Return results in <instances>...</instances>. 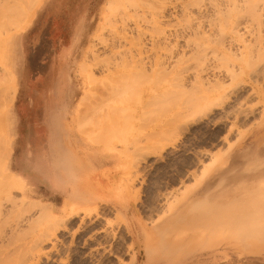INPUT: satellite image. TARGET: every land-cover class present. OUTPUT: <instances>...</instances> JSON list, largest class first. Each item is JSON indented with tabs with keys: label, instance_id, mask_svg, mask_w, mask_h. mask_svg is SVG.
Listing matches in <instances>:
<instances>
[{
	"label": "rangeland",
	"instance_id": "rangeland-1",
	"mask_svg": "<svg viewBox=\"0 0 264 264\" xmlns=\"http://www.w3.org/2000/svg\"><path fill=\"white\" fill-rule=\"evenodd\" d=\"M111 1L113 2V0H21V2L20 0H3L2 3L0 0L1 8L4 6L6 8H3L4 11L0 8V23L2 22L1 26H3H0V104L2 103L0 105V171L4 175H0L3 182L2 185L0 184V202L6 203L8 192L11 191V197L17 202L25 199L27 205L35 202L37 207H41L39 209L35 205H30L31 208L35 207L32 210L30 206H26L23 212V210L19 211L18 207L15 211L10 203L5 205V212L0 216V240H3L0 241L2 245H0L2 252L0 264L21 263L27 255L26 251L32 248L30 247L32 240H35L42 229H46L52 223L47 214V208L50 205L49 208L55 206L57 211L64 212L65 207L68 209L71 204V206L76 205L84 197L107 194L110 197L119 195L124 198L125 189H127L124 181L125 174L131 170L132 159L136 161L137 157L134 156L139 155L142 158L145 153L155 151L160 134L155 132L163 129L165 131L159 146L173 139L180 143V146L182 145V149L178 154L179 157L165 160L154 167H147L151 164V158L146 161L144 167L147 171L135 183L134 190L138 191V194L135 195L133 192L135 197L138 196L135 211L131 208L129 214L127 212L124 214L118 212L109 203H99L97 207L100 213L102 209L104 216L111 219L105 217L111 223L115 224L116 221L118 223L121 219H127L129 227L138 235L137 242L141 251L137 264H147V248L154 253L151 264H264V115L260 114L264 109V101L256 100L259 102L257 109L260 110L257 112L260 113L256 114L257 117L255 116L257 119L255 126L251 130L249 126H238L239 129L236 132L240 135L238 136L235 132L225 141H210L212 136L216 135L217 129L213 126L198 130V133L191 137L180 136L175 133L176 131L167 133L169 129L177 130L175 127L177 128L176 125L181 122L174 120L172 116L177 98L173 100L170 96H166L162 100L159 99L158 101L161 100L159 103L150 101L152 104L150 102L147 104L143 93L145 94L151 88H163L166 86L165 80H169L170 75L168 74V77L164 75L165 77L162 78L163 73L161 71L160 74L159 70L157 74L161 77L157 74L155 77L150 73L147 76V72L144 77V72H136L128 67L134 55L135 59L146 56L143 51L144 45L148 46L146 50L152 48L149 35L153 34L157 28L169 27V24L163 26L156 24L155 17L158 15L156 13L161 9L159 0H114L113 5ZM148 2L157 11L154 8L152 11V6L146 7L149 5ZM182 4L188 6L185 1H181L180 5ZM7 10L10 12H5ZM109 10L113 11V15ZM181 12H178L179 16H175L173 20L177 18L174 23L178 22L175 25L176 30L179 29V31L180 27H187L185 25L193 22L188 15L189 11ZM8 16L10 18H7ZM6 19L7 22L10 21L8 25L10 24L11 27L6 24ZM184 20L188 23H184ZM123 22L137 30L133 33L134 36L127 29H130L127 24L123 26ZM174 23H170V25L173 24V28ZM147 32L148 36H146ZM117 35H123L127 40L122 36L117 38ZM115 38L116 40L123 38L122 42L120 41L121 44ZM141 46H143V53H140ZM108 54L110 55L107 56ZM115 64L121 66L119 68L124 67L122 71H127L128 75H125L122 80L114 78L112 85L115 87L118 83L115 88L119 89V93L117 92V95L116 92L114 93L113 102L110 100L101 103L100 97L106 95L111 88V82L109 83L105 77L108 71L117 67ZM150 75L151 78H147ZM153 77H155L154 80L161 79L157 82L158 85L154 84L156 81H153ZM10 78L13 80L11 81ZM98 81L102 82L97 85ZM97 122L107 123L108 126L114 122V124L123 123L127 124L125 126L127 129L123 130L122 127V133L119 129L121 137L118 136L119 130L113 133L109 128L102 133H91L96 136H89L93 123ZM84 125L85 128H83ZM129 126L131 128H128ZM108 129L114 134L113 136L116 133V137H111L112 134L108 132ZM123 133L125 136L122 137ZM53 134H59L56 142L58 148L54 156L50 149ZM68 134L72 137L68 138ZM126 134L127 138H125ZM164 136L168 140L163 139ZM37 137L41 141L38 149L34 147ZM218 137L221 135L218 134ZM70 139L76 143L71 144ZM192 149L213 151V158L207 159L202 164V168L198 167L199 170H197L192 166L191 158L188 156ZM3 154L7 160L4 159ZM107 157L113 158L114 162L107 166H96L97 161ZM35 167L45 178L37 176ZM183 169L196 171L193 175L194 179L193 176L190 179H184L185 183L181 185L169 178L170 172L177 173ZM204 170L210 172L206 177H203ZM52 171H54L53 174ZM51 175L58 177L59 180H66L63 182L66 191L58 190L57 200L52 199L50 183L48 184ZM158 181L157 184L167 181L175 190L180 188V192L190 189V193L164 220L151 225V221H148L147 214L142 212L140 205L147 199L150 182L154 184ZM173 198L175 194H172L170 203L164 204L163 207L173 204ZM69 202L71 203L68 207ZM18 211L22 212L19 213L20 216ZM39 211L44 212L40 214ZM56 216L61 218L63 213ZM81 216L82 213L74 217L66 224V230L57 234L58 245L62 250L69 246L77 247L75 245L78 244L77 241L84 238L82 234L85 232L88 235L94 226L97 227V224L94 226L91 224L93 228L90 229L91 226H88L86 231L80 233L81 235L78 233V236L76 233L73 236ZM139 217L147 224L146 230L142 229L143 223ZM68 228L71 230H69L71 235ZM119 229L125 231V226L122 225ZM120 233L124 232L120 231ZM85 234L83 236H86ZM6 236L7 238H3ZM125 236L128 242H131L132 237L127 234ZM9 237L12 240L10 238V241L6 242L5 240ZM65 237H70V241ZM11 241L12 245H10ZM62 241H66L65 246ZM6 243H9L11 249ZM4 249H7L9 253L4 254ZM136 251L138 248L133 252ZM133 252L128 258L126 257V261L129 262ZM43 262L47 264L46 259H43Z\"/></svg>",
	"mask_w": 264,
	"mask_h": 264
},
{
	"label": "bare ground",
	"instance_id": "bare-ground-1",
	"mask_svg": "<svg viewBox=\"0 0 264 264\" xmlns=\"http://www.w3.org/2000/svg\"><path fill=\"white\" fill-rule=\"evenodd\" d=\"M156 1H158V0H156ZM181 1L187 2L188 6H183L184 4H182V6H181L180 5ZM20 2H21V0H20ZM27 2H29V1H27ZM113 2H114V0H113ZM113 2H112V5L115 4ZM2 3H3V0H2ZM25 3L26 2H24V4ZM117 3L120 4V2H117ZM144 3H146V2L144 1ZM159 3L161 6V9L159 10L158 13H156V15L158 14L157 17H155L156 18V24H158V26H160V25L163 26V25L169 24L168 25L169 27L167 29H163L162 27H160V29H159L155 26L157 28L156 31H158V32L160 31L159 34H157L158 32L155 33L156 31L155 32L153 31L154 33L148 36V32H147L146 36L149 37V41L151 42L150 45L152 48L146 50V48L148 46L145 47V45L142 44V45H144L143 51H145L146 56L144 57V55H143V57H140V59H135V55H134L132 60L129 57L131 62L129 63L128 67L130 70L131 69L136 70V72H142V73L144 72L143 75L147 72L148 73V74L146 73L147 76L150 73L151 75H154L156 77V74L158 73L159 70H160V72H159L160 74H161V71L163 73V74H161L162 78L165 76L168 77V74L170 75L169 80L168 79H167V81L165 80L166 86H164L163 88H161V87L151 88V89L147 90L145 92V94L143 93V97H144L147 104H149L150 101L151 102L153 101V103H157V102L159 103L162 100V98L166 97V96H168V97L170 96V98H172V99L173 98L175 99V97L177 98L178 101L176 102V105H175L174 109L172 110V116H174V118H173L174 120H176V121L180 120L181 122H179V124L176 125L177 128L175 127V129H177V130H173L174 128L172 130L166 129L167 133L171 134V132L176 131L175 133L176 134L178 133L180 136H190L191 137V135H194L198 130L200 131L203 128L208 129L209 127L213 126L217 129L215 131V134L217 136L216 135H215V137L212 136V138L210 139V141L212 142V141H217V140H219V141L224 140L225 141V139H228V137H230L232 134H234L239 129L238 126H241V125L243 127L249 126V128L251 130L252 127L255 126L254 124H256L255 123L257 120L256 114L258 115L260 113V112L259 113L257 112V110H258L257 105L259 104V102H257L256 100L264 101V0H159ZM147 4H149V5H147ZM147 4H146L147 5L146 7L151 8L152 5L149 2ZM2 7H3V5H2ZM27 7H25V9ZM0 8H1V6H0ZM3 8L6 9L5 6ZM3 8H1V9H3ZM31 8H33V7H31ZM116 8H117V6H116ZM120 8H122V7L120 6ZM153 8L154 7L152 6V8H151L152 11H153ZM4 9H3V11H4ZM20 9H21V7H20ZM155 9L156 8H154V10ZM19 11H21V10H19ZM28 11H30V10H28ZM156 11H157V9H156ZM180 11L185 12V13H188V11H189L188 15L191 16L193 22L191 21V22H189V24H187L188 22H185V20H184V23H186L187 25H185V24H183V25H185L187 27H183V26L180 27V25H178L181 28L179 31V29L176 30V25H175L178 22L174 23V22H176L177 18L175 21H173V20H174L175 16H177V15L179 16L178 12L180 13ZM5 12L8 13L10 11L7 10ZM111 12L113 15V11H110V13ZM137 12H139V11H137ZM17 13L18 12H16V14ZM23 13H25V12H23ZM185 13H184V16H186ZM19 15H21V14H19ZM23 15H25V14H23ZM11 16H13V15H11ZM122 16L124 17L125 14ZM24 17H22V18L25 19ZM117 17H118V15H117ZM144 17H146V16H144ZM7 18H10V16H8ZM18 18H20V16ZM137 18H139V17H137ZM184 18L186 19V17H184ZM16 19H17V17H16ZM127 19H128V17H127ZM143 19H146V18H143ZM152 20H153V18H152ZM9 22H7V19H6L7 25ZM143 22H145V21H143ZM170 23H174L175 27L173 28V24L170 25ZM1 24H2V22L0 23V26H1ZM109 24H110V22H109ZM109 24H108V26H109ZM124 24H127V23L123 22V26H124ZM11 25H12V23H11ZM127 25L129 26L130 24H127ZM127 25H125V26H127ZM152 25H154V24H152ZM9 26H10V24L8 25V27ZM1 27H3V26H1ZM129 27H130V29L129 28H127V29L132 34L135 31H137V30H135L134 27H131V26H129ZM179 27H177V28H179ZM121 29H123V28H121ZM124 30L126 31V28ZM124 30H123V33H124ZM126 34H128V33H126ZM154 34H157V35H154ZM120 36L125 38V36H123V35H120ZM120 36H118L117 38H119ZM126 36H128V35H126ZM133 36H134V34H133ZM138 37H139V34H138ZM140 37H142V36L140 35ZM128 38H130V37L128 36ZM120 39L122 40L123 38H120ZM132 39H133V37H132ZM145 39H147V37ZM115 40H116V38H115ZM121 40L117 39L116 41H118V43H120ZM125 40H127V39L125 38ZM146 42H148V39ZM128 45H130V43ZM115 46H116V44H115ZM142 47L143 46L140 47L141 48L140 51H142ZM119 48H120V46H119ZM113 49H114V47H113ZM123 50H126V49H123ZM143 51L140 53H143ZM97 55H98V53H97ZM105 55H103V56H105ZM109 55L110 54H108L107 56H109ZM105 60L106 59H104V61ZM106 63H107V61H106ZM99 65H101L100 62H99ZM116 65H117V67H116ZM119 65H120V63H119ZM124 66H127V65H124ZM115 67L116 68L113 70H111L112 68L109 69L111 71L107 70L108 75L105 77V79L109 80V83L111 82V88H110V90L108 89V93L106 95H103L102 97H100L101 103H103V102L105 103V102H108L110 100L112 101V99L114 98L113 95L115 92L117 95V92L119 91V89H116L118 86L117 85L118 83L115 86L116 88L112 85V81H114V78H115V80H118V79L122 80V79H124L125 75H128L127 71H124L125 74L122 71L124 67L119 68L121 66H118V64H115ZM106 69H108V68H106ZM103 71H105V70H103ZM148 71H150V72H148ZM136 72H134V73H136ZM99 73H101V72H99ZM151 75L147 78H151ZM92 76H94V75H92ZM161 76H159V77H161ZM144 77H145V75H144ZM155 77H153V81H156L154 84H157V82H160L161 79L159 80V78H158L157 80H154ZM10 79H11V81L13 80L12 78H10ZM162 81H163V79H162ZM100 82H102V81H100ZM100 82L98 81L97 85ZM9 83H12V82H9ZM162 83L164 84V82H162ZM105 88H106V86H105ZM118 88H120V87H118ZM4 90L6 91V89H4ZM9 91H10V89H9ZM10 93H12V95H13L12 91ZM1 95H3V94H1ZM159 99H161V100L158 101ZM255 101H256V103H254ZM0 102H1V100H0ZM3 102H4V100H3ZM151 102H150V104H152ZM109 108H111V107H109ZM261 109H263V108H261ZM258 111H260V110H258ZM261 111H262V113H260V114H262V116H263L264 115V109ZM94 117H95V115H94ZM114 123H112V124L110 123L111 126H108L107 123H104V124L100 123V122L99 123L98 122L93 123L92 129H90L92 132L89 133V136H96V134L93 135L91 133H99V132L102 133V131H104L106 128L111 129L113 133L114 132L117 133V131L119 129H121L122 127H123L122 128L123 130L127 129V128H125V126H127V124L118 123V122L116 124H114ZM85 127L86 126L84 125L83 128H85ZM90 127H91V124H90ZM83 128H81V129L83 130ZM128 128H131V127L129 126ZM78 129H79V127H78ZM109 129H108V132L110 131ZM122 129H121V133H122ZM87 130H88V128H87ZM164 131H165V129L160 130L158 132H155L156 134L160 133L159 137L156 141V143L158 145L155 146V148H156L155 151L153 150L151 152L145 153L142 156V158H140L139 155L134 156L135 158L137 157L136 161L134 159H132L133 161H131L132 162L131 170L126 173L127 175L125 174L126 177H125L124 181L126 182V186H127L128 190L125 189L126 196H124V198L119 197V195L116 197H110L107 194H99V195H95V196L84 197V198H82V200H79L78 203L74 206H71L72 204L70 205L71 202H69L67 206L69 207V205H70V207L68 209H67V207H65L64 212L57 211L56 207L53 208V206L51 208H49L51 205L50 206L48 205L49 206L48 208L46 207L48 211L44 208L47 211L48 216L52 220V223L51 224L49 223L50 225H48L46 227V229L44 228L45 230L42 229V232L39 233L35 237V240H32L33 241L31 244L32 246H30L32 248L30 251H28V250L26 251L27 255L22 259L20 264H45L44 263L45 261L43 262V259H46L47 264H137V258H138L140 251H141L140 245L136 241L135 232L129 227L127 219L126 218L121 219V221H119L118 223L116 221L115 222L116 225H115L113 222L112 223L110 222L111 219L109 217L104 216V212L102 213V209H100L101 213H102L101 214L98 211L97 207L99 206L98 205L99 203H109L118 212H123V213L127 212L129 214V209H131V208L135 211L136 201L138 200V196L135 197V195L138 194V191L134 190L135 183L138 180V178L143 176V173H145L147 171L146 167H144V164H146V161L151 158V160H152L151 164L149 166L147 165V167L151 168L152 166L154 167L155 165H158L159 163L164 162L165 160H169V159L173 160L174 158H177L178 154L180 153V149H182L181 148L182 145L180 146L179 145L180 143L178 144V142L176 140H173V139L171 141H168L167 143L164 142L165 144H162L161 146H159V142H161V139H162L161 136L164 134ZM112 132H111V134H112ZM238 132H240V131H238ZM116 133H115V136H113L114 134H112L111 137L112 136L116 137ZM118 133H119L118 136L121 137L120 136V130L118 131ZM107 134H109V133H107ZM218 134L221 135V137H218ZM235 134H238V136L240 135L237 132ZM121 135L123 137V136H125V133H123ZM165 135H167V134H165ZM71 137L72 136L70 134H68V138H71ZM164 137H163V139H166L168 137V135H167V137H165V138ZM58 138H59V134H53L51 136V148L50 149H51L53 156H54V154H56V150L58 148V145L56 143ZM125 138H127V134H126ZM168 138L170 139V137H168ZM168 138H167V140H168ZM107 139H109V138H107ZM123 141H125V140H123ZM203 141H204V139H203ZM34 142H35V145H37V146L41 145L39 138H36V140ZM104 142H105V140H104ZM2 143L5 144L7 142L5 141V143L4 142H2ZM212 145H213V143H212ZM1 149H3V148H1ZM193 150L194 149H192L191 152L188 151L189 152L188 156H190V158H191L190 162H191L192 166L196 167L197 170H199L198 167H201L202 164L204 162H206L207 159H209L210 157L213 158V155H214L212 150H211L212 152H210V150L209 151H199V150L193 151ZM134 152H136V151H134ZM9 153H10V149H9ZM185 153H187V152H185ZM3 155H4V159H6L5 154H3ZM188 156H187V158L189 159ZM138 157H139V159H138ZM205 168H207V167H205ZM207 171H209V170H206V172L204 170L205 173L203 172L204 173L203 177H206L210 173ZM53 173H54V171H52V174ZM170 173L171 174H170L169 178L172 179L173 182L175 181L177 184L181 183V185H182V183H185L184 179H190L194 174H196V171H193L192 169H186V170L183 169V170H181V172H177V173L170 172ZM1 174L3 175L2 171H0V175ZM147 175H145V176H147ZM57 176H59V175H57ZM192 178L194 179V176ZM49 179H50V182H49L50 186L49 187L51 188L50 191H51V194L53 196L52 199L57 200L58 196L56 195V192H58V190H61L62 192L66 191V189L63 187L64 186L63 182L66 180L65 179L59 180L58 177H53L52 175L49 177ZM157 183H159V181L156 183L154 182V184H153V182L152 183L150 182V184L148 186V191H147V199H145L140 205L142 212L144 214H147L148 221H151V223H150L151 225L154 223H157L159 221L164 220L166 218V216L171 214L178 207V205L182 202V200L190 193V189H186V190H183L181 192H180V188L175 190L174 187H172L167 181L166 182L161 181L160 184H157ZM196 183H197V181H196ZM0 184L1 185L3 184L2 178L0 179ZM183 186H184V184H183ZM133 192L135 193V195ZM11 194H12V192L9 191L6 203L0 202V216H2L4 214L5 208H6L5 205L9 204V203L11 204L10 206L15 211H16V207H18L19 211L23 210V212L26 210V206L29 207L30 205H33V206L35 205V207H37V205H36L37 203H35V202H34V204L28 203V205H27V202H26L27 200H25V199L21 200L20 202H17L14 198L11 197ZM172 194H175V198H173V200H174L173 204H168L167 206L163 207L164 204L170 203L169 201L172 198ZM38 206H39V204H38ZM35 207L31 208V206H30L29 208H31L33 210ZM37 208L40 209L41 207H37ZM31 209H30V211H32ZM41 210H43V209H41ZM19 211L17 212L18 214L22 213ZM30 211H29V214H30ZM43 212L40 213V211H39L40 214H42ZM61 213H63V216L61 218H57L56 215L61 214ZM81 213H82V216L79 217V219L77 218L79 220L77 222H79V223L77 224L75 231H73V236H75L76 233H77V235H78V233L79 234L81 232L83 233V231L84 230L86 231L88 226H91V224H93V226H94V224H97V227L94 226V228H93V226H91L90 229L91 228H93V229H91L88 232V235H86L84 232V234L86 236H83L84 234H82V237H84V238L82 239L79 237L81 239V241H77L78 244H75V245H77V247L71 248L69 246V248H66V249L63 248V250H62L60 248L61 246L59 247V245H58L59 240L57 238V234L60 233L61 231L66 230V224L68 222H70L74 217L76 218L78 215L80 216ZM44 214H46V213H44ZM115 214H114V216H115ZM19 216H20V214H19ZM19 216H18V218H19ZM21 217H22L21 219H23L22 215H21ZM105 217L109 218L110 220H108ZM140 219L143 223V224H141L142 229L146 230L148 228L147 224H145L143 222L142 218H140ZM29 221H31V220H29ZM18 223H20V222H18ZM22 223H23V220H22ZM120 225L125 226V231H123V229L120 230L121 228L119 229V227H121ZM69 228H68V232L70 230ZM118 229H119V232H118ZM120 231H122L124 233H120ZM126 234L130 235L132 237L131 242H128V240L126 239V236H125ZM70 235H71V233H70ZM77 235H76V237H77ZM3 238H7V236L3 237ZM10 238L11 237L6 239L5 241L7 242V240L8 241L12 240V238L11 239ZM65 238H67V237H65ZM69 238H67V239L69 240ZM80 239H78V240H80ZM64 242H66V241H64ZM75 243H76V241H75ZM8 244L9 243H6V245H8ZM12 244H13V242L10 243V245H12ZM10 245H8L9 248H10ZM26 245H27V243H26ZM26 245L24 246L25 250H26ZM46 245H47V247L45 248ZM65 245L66 244L64 243V246ZM62 246H63V244H62ZM15 247H13L14 250H16ZM2 248H5V247H2ZM137 248H138V251L133 252ZM28 249H30V248H28ZM28 252H29V255H28ZM131 252H133V253H132V256L128 262V261H126V257L128 258L130 256ZM3 253L8 254L9 251H7V249H6ZM146 254H147V258H148L147 264H151L152 260H154L153 250H151L150 248H147ZM0 256H2L1 249H0Z\"/></svg>",
	"mask_w": 264,
	"mask_h": 264
},
{
	"label": "crops",
	"instance_id": "crops-1",
	"mask_svg": "<svg viewBox=\"0 0 264 264\" xmlns=\"http://www.w3.org/2000/svg\"><path fill=\"white\" fill-rule=\"evenodd\" d=\"M37 138H39V137H37ZM39 140H40V138H39ZM70 141V143H71V141H72V143L71 144H75L76 142L74 141V140H69ZM40 143H41V141H40ZM41 146V145H40ZM36 149H38V148H40L39 146H37V145H35L34 146ZM114 162V159L113 158H111V157H107V158H103V159H100L99 161H97V164H96V166H107V165H110L111 163H113ZM35 166H37L36 164H35ZM35 169H36V171H37V167H35ZM37 176L39 177V178H45V177H43V174H39L38 173V171H37ZM50 182V181H49ZM49 182H48V184H49ZM53 197V196H52ZM55 206H53V208H54ZM125 214V213H124ZM135 236H136V241H138V235L137 234H135Z\"/></svg>",
	"mask_w": 264,
	"mask_h": 264
}]
</instances>
